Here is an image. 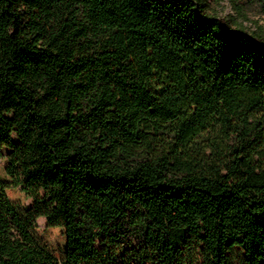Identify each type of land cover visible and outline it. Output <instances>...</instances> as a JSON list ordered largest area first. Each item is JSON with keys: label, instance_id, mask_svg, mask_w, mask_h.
I'll use <instances>...</instances> for the list:
<instances>
[{"label": "trees", "instance_id": "1", "mask_svg": "<svg viewBox=\"0 0 264 264\" xmlns=\"http://www.w3.org/2000/svg\"><path fill=\"white\" fill-rule=\"evenodd\" d=\"M53 1L0 0V264H264V37L203 0H95L129 39L76 54L68 23L32 29ZM40 64L84 80L82 98L73 81L42 108ZM40 217L65 228L62 258Z\"/></svg>", "mask_w": 264, "mask_h": 264}, {"label": "rangeland", "instance_id": "2", "mask_svg": "<svg viewBox=\"0 0 264 264\" xmlns=\"http://www.w3.org/2000/svg\"><path fill=\"white\" fill-rule=\"evenodd\" d=\"M203 1L207 3L210 14L228 25L230 29L243 31L249 36L256 34L264 37V11L259 4L245 0ZM52 4L58 10L57 14H54L51 19H40L32 26L33 30L40 31L44 40L58 33L67 23L69 28L64 38L71 36L76 54L97 48L104 39L113 34L118 33L125 40L129 39L126 32L101 24L95 9V0H55ZM35 72L45 95L42 108L64 107L67 86L73 81L77 83L72 89V101L82 98L86 82L77 78L74 73L46 64L35 66ZM65 129L66 126L63 125L51 126V137L59 136ZM6 164L7 158L0 159V175L3 178H7ZM247 191L257 194L263 189L248 188ZM7 193L10 199L22 209L33 204V199L27 195L22 186L11 187ZM34 235L43 247L57 257H63L67 244L64 227L49 226L46 218L40 217L37 220Z\"/></svg>", "mask_w": 264, "mask_h": 264}]
</instances>
